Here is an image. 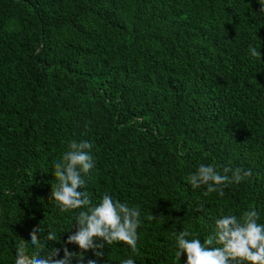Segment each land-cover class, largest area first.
I'll list each match as a JSON object with an SVG mask.
<instances>
[{
  "label": "trees",
  "instance_id": "obj_1",
  "mask_svg": "<svg viewBox=\"0 0 264 264\" xmlns=\"http://www.w3.org/2000/svg\"><path fill=\"white\" fill-rule=\"evenodd\" d=\"M259 8V0H0V264H15L34 228L41 239L57 234L46 252L80 253L64 241L86 209L61 213L50 200L55 164L73 140L92 145L95 166L81 189L92 204L107 193L140 210L138 251L114 243L97 264H177L174 233L203 242L221 215L250 209L264 223ZM201 164L250 175L222 197L205 196L187 180ZM89 259L91 250L71 264Z\"/></svg>",
  "mask_w": 264,
  "mask_h": 264
},
{
  "label": "clouds",
  "instance_id": "obj_2",
  "mask_svg": "<svg viewBox=\"0 0 264 264\" xmlns=\"http://www.w3.org/2000/svg\"><path fill=\"white\" fill-rule=\"evenodd\" d=\"M259 4V12L264 13V0H259ZM249 53L261 60V52L255 47L249 46ZM91 147L86 141L69 142L68 151L55 164L57 183L50 193V200L61 213L86 209L76 215V230L64 241V245L77 246L80 253L71 252L66 246L46 252V241H57V234L48 231L47 236L41 239L43 229L34 228L29 233L30 240L18 245L15 264H71L74 256L82 257V253L89 250L96 259H89L87 264H97V260L104 256L105 246L121 242L133 253L138 251L139 208L129 207L107 193L93 205L88 193L81 190L86 184L84 176L95 166L88 151ZM249 175L250 172L242 174L240 169L233 171L229 168H224L221 174L213 166L201 164L187 180L193 189L206 188L205 196L216 192L222 197L226 185L240 183ZM200 210L202 206L197 208V211ZM156 218L153 214L148 216L149 220ZM259 220V213L255 209L245 211L240 217L221 215L215 221L214 232L203 242L195 237L189 239L193 234L187 230L174 233L177 264L181 256L185 257L184 264H264V223H258ZM28 244L36 249L31 255L28 254ZM120 264H135V261L128 258L121 260Z\"/></svg>",
  "mask_w": 264,
  "mask_h": 264
}]
</instances>
